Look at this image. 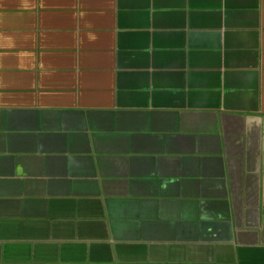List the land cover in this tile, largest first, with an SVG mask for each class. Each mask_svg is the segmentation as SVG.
Masks as SVG:
<instances>
[{
    "label": "crops",
    "instance_id": "0c3cea01",
    "mask_svg": "<svg viewBox=\"0 0 264 264\" xmlns=\"http://www.w3.org/2000/svg\"><path fill=\"white\" fill-rule=\"evenodd\" d=\"M0 264H264V0H0Z\"/></svg>",
    "mask_w": 264,
    "mask_h": 264
}]
</instances>
